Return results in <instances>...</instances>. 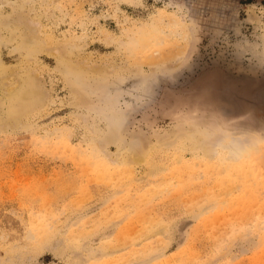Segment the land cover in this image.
I'll return each instance as SVG.
<instances>
[{
    "label": "rangeland",
    "instance_id": "rangeland-1",
    "mask_svg": "<svg viewBox=\"0 0 264 264\" xmlns=\"http://www.w3.org/2000/svg\"><path fill=\"white\" fill-rule=\"evenodd\" d=\"M262 82L264 0H0V264H264Z\"/></svg>",
    "mask_w": 264,
    "mask_h": 264
},
{
    "label": "water",
    "instance_id": "water-1",
    "mask_svg": "<svg viewBox=\"0 0 264 264\" xmlns=\"http://www.w3.org/2000/svg\"><path fill=\"white\" fill-rule=\"evenodd\" d=\"M250 82H246L245 85H249ZM234 84H230L226 89L227 91L230 93V95H232L234 98H236L237 100L241 101L244 108L246 109V112L248 114V116L250 118H252L257 124H259L261 126V128H263L264 130V126L259 122V118L264 117V112L260 114V116L258 117L256 116H251L249 115V104L251 103L250 100H252V98L262 89L264 88V82L258 84V85H253L249 88H247L244 93L243 91L240 93L237 90H235V88L233 87Z\"/></svg>",
    "mask_w": 264,
    "mask_h": 264
},
{
    "label": "bare ground",
    "instance_id": "bare-ground-1",
    "mask_svg": "<svg viewBox=\"0 0 264 264\" xmlns=\"http://www.w3.org/2000/svg\"><path fill=\"white\" fill-rule=\"evenodd\" d=\"M264 92V91H263ZM24 97H26V96H24ZM14 101V100H13ZM264 104V103H263ZM261 105H262V103H261ZM263 108H264V106H263ZM260 112V111H259ZM23 123V122H22ZM196 131V130H195ZM263 147H264V145H263ZM148 148V147H147ZM142 150V149H141ZM147 151V150H146ZM151 152V151H150ZM146 153V152H145ZM247 154H248V152L247 153H241L240 154V157H244V158H246V156H247ZM146 155V154H145ZM144 156V155H143ZM132 160V159H131Z\"/></svg>",
    "mask_w": 264,
    "mask_h": 264
}]
</instances>
